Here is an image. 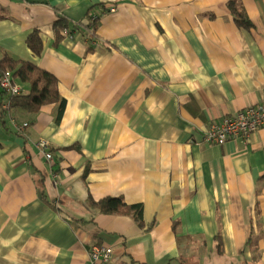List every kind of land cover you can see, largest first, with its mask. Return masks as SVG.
Wrapping results in <instances>:
<instances>
[{"label":"crops","instance_id":"1","mask_svg":"<svg viewBox=\"0 0 264 264\" xmlns=\"http://www.w3.org/2000/svg\"><path fill=\"white\" fill-rule=\"evenodd\" d=\"M5 55L53 75L65 109L26 112L0 86V264H90L94 243L110 264H264V129L203 142L264 100V0H0ZM107 197L143 224L90 206Z\"/></svg>","mask_w":264,"mask_h":264},{"label":"trees","instance_id":"2","mask_svg":"<svg viewBox=\"0 0 264 264\" xmlns=\"http://www.w3.org/2000/svg\"><path fill=\"white\" fill-rule=\"evenodd\" d=\"M228 6L239 27L245 29L252 27L251 21L239 3L230 1ZM91 19V34H88V38L93 40L96 38L100 17H91ZM78 27L75 26V29H78ZM67 28H69V24L66 18H60L55 23L54 33L58 41L64 39V31ZM72 33L74 32L72 31ZM27 45L34 55L40 56L42 54L43 41L40 37L39 30H35L29 35ZM6 73H11L13 78L20 80L30 87L29 95L11 97L10 103L12 106L29 113L37 114L47 105L60 104V112L58 115V119H60L65 109V101L61 98L58 81L53 75L31 63L16 59L10 55H5L0 60V77ZM90 206L95 208L99 213L105 215H126L133 218L138 224H143V206L141 204L128 205L122 198L107 197L98 202L90 201Z\"/></svg>","mask_w":264,"mask_h":264},{"label":"built area","instance_id":"3","mask_svg":"<svg viewBox=\"0 0 264 264\" xmlns=\"http://www.w3.org/2000/svg\"><path fill=\"white\" fill-rule=\"evenodd\" d=\"M110 11L114 12L115 9H111ZM91 23L92 19L86 26L87 35L91 34ZM69 34L71 33L67 28L64 31V35ZM0 86L10 97L23 96L25 94L24 88L16 82L11 73H6L0 77ZM28 126V123H24L21 126L16 125V128L22 134ZM262 129H264V100L258 105L241 110L235 116L211 123L205 131L203 142L211 146H216L224 145L235 139L248 141L253 134ZM47 146L48 143L46 141H40L39 147L41 150L44 151ZM46 158L50 162L53 161L52 154L50 153L46 154ZM88 254L90 264H110L113 260L114 249L94 243L90 246Z\"/></svg>","mask_w":264,"mask_h":264}]
</instances>
